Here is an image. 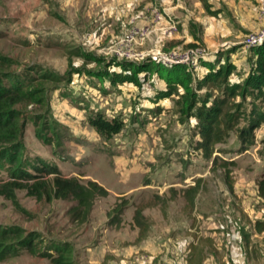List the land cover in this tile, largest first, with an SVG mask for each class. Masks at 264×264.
I'll return each instance as SVG.
<instances>
[{"label": "rangeland", "instance_id": "374dc122", "mask_svg": "<svg viewBox=\"0 0 264 264\" xmlns=\"http://www.w3.org/2000/svg\"><path fill=\"white\" fill-rule=\"evenodd\" d=\"M194 1L0 0V55L13 61L11 71L53 76L46 116L68 132L56 149L38 140L27 120L26 158L107 191L79 224L66 215L69 203L32 196L22 182L13 201L0 195V226L63 245L70 264H264V230L255 228V221L264 223L256 185L264 175V124L244 150L236 129L210 159L195 149L205 112L222 96L214 85L237 89L226 109L232 122L240 119L238 127L252 120L251 108L264 110V86L256 83L264 82L257 64L264 62V45L246 46L252 31L232 19L223 38L204 43V25L190 22L189 11L202 12L200 19L217 13L206 0L192 9ZM183 22L192 41L184 42L191 36ZM197 48L205 55L196 66L146 58ZM94 112L120 118L123 129L102 140L87 122ZM50 179L40 180L48 188ZM118 205L126 206L115 226L109 220ZM0 264L51 263L23 252Z\"/></svg>", "mask_w": 264, "mask_h": 264}, {"label": "trees", "instance_id": "16d2710c", "mask_svg": "<svg viewBox=\"0 0 264 264\" xmlns=\"http://www.w3.org/2000/svg\"><path fill=\"white\" fill-rule=\"evenodd\" d=\"M263 45L264 43L259 47L262 48ZM257 64L258 70L264 72V62L258 59ZM12 66L13 61L10 58L0 55V195L13 201L15 189L22 188L21 184L24 182L30 188L29 193L32 196L41 197L44 193L48 201L56 199L69 203L66 210L68 219L82 224L88 220L95 200L106 197L107 191L96 182L83 184L75 177L66 178L55 165L39 157L26 158L22 135L27 120L32 122L36 138L44 144H53L56 149L63 147L62 138H65L63 135L68 132L46 116V91L54 81L53 76L49 72L33 68L11 71ZM256 83L264 86V82L257 80ZM214 86L222 92V96L215 97L211 108L205 112L204 123L199 130V140L195 144V149L200 150L206 159L212 157L216 145L224 143L233 129L238 132L241 149L248 148L254 142V130L264 124V110L253 107L250 111L252 120L248 121V125L238 127L240 119L232 122L226 109L228 99L236 95L237 89L233 86ZM28 107H32V110ZM87 122L104 141L120 133L124 127L120 118L108 119L99 112L89 115ZM211 162H214V159ZM222 164L226 167L228 163ZM42 177H51V186L47 188L45 181L40 180ZM256 185L264 208V175L257 180ZM125 206L115 207L109 220L110 224L120 225ZM141 212V209L134 211L133 220L137 225L143 220ZM255 228L258 232L263 231L264 223L255 221ZM23 252L46 257L51 264H70L66 261L69 251L63 245L56 247L44 244L39 235L26 232L18 226H0V262L19 256Z\"/></svg>", "mask_w": 264, "mask_h": 264}, {"label": "crops", "instance_id": "0c3cea01", "mask_svg": "<svg viewBox=\"0 0 264 264\" xmlns=\"http://www.w3.org/2000/svg\"><path fill=\"white\" fill-rule=\"evenodd\" d=\"M206 2L211 5L210 9L215 10L217 17L206 15L207 17L200 19L202 12L197 11L199 12L198 15L193 16L196 11H189L188 20L204 25L202 39L209 46L224 37L225 31L231 26V19L236 25L252 32L264 27V0H206ZM200 3L195 0L192 9H201ZM178 7L169 6V9H177ZM183 25L185 27L184 32L188 33L186 22H183ZM192 39L191 36L184 42L192 41Z\"/></svg>", "mask_w": 264, "mask_h": 264}, {"label": "built area", "instance_id": "2783aa9c", "mask_svg": "<svg viewBox=\"0 0 264 264\" xmlns=\"http://www.w3.org/2000/svg\"><path fill=\"white\" fill-rule=\"evenodd\" d=\"M135 35L142 36L143 34L140 31H137ZM132 39L131 36H128V41ZM264 43V27L258 29L257 31H253L249 33L245 40V45L248 47H259ZM193 48V47H192ZM200 48V47H199ZM197 48L193 53H179L175 51H168L167 53H159L152 51L150 55L146 58L148 62L154 64H161L163 66H171L174 64H184L187 66H191L192 64L196 66L197 61L205 55L203 53V49ZM142 59V58H140Z\"/></svg>", "mask_w": 264, "mask_h": 264}]
</instances>
